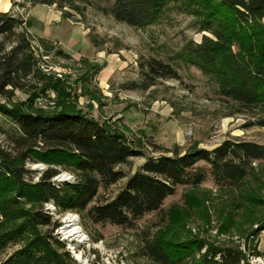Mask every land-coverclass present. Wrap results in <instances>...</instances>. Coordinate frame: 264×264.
<instances>
[{"label":"trees","instance_id":"trees-1","mask_svg":"<svg viewBox=\"0 0 264 264\" xmlns=\"http://www.w3.org/2000/svg\"><path fill=\"white\" fill-rule=\"evenodd\" d=\"M26 1L33 7L55 5L63 16L66 8H74L72 0ZM171 4L198 18L199 30L208 33L200 43H186L175 60L200 70L239 111L264 112V0H116L113 14L120 23L144 29L160 23ZM31 26L30 20L0 11V115L20 134L15 152L0 145V254L10 245L20 246L0 264H79L54 236L61 225L45 211L50 203L59 214L87 212L95 224L129 227L159 211L179 186L202 185L206 175L197 167L200 162L210 166L217 184L238 186L255 162L264 161V145L230 140L212 151L195 148L148 158L111 200L90 207L101 190L127 178L120 167L143 154L126 136L79 111L71 84L39 70L33 42L47 54L53 48L32 35ZM144 67L152 81L147 87L157 79L179 77L161 60L151 59ZM47 91L59 97L56 110L34 106ZM17 92L28 95L27 103L13 101ZM250 125L264 129V115ZM29 163L46 166L37 170V181L32 179L35 171L26 167ZM64 171L74 181L55 182ZM142 249L155 264L245 261L236 247L219 248L199 239L171 241L160 233L147 238Z\"/></svg>","mask_w":264,"mask_h":264},{"label":"rangeland","instance_id":"rangeland-1","mask_svg":"<svg viewBox=\"0 0 264 264\" xmlns=\"http://www.w3.org/2000/svg\"><path fill=\"white\" fill-rule=\"evenodd\" d=\"M3 1L0 10L8 7ZM10 2L14 15L32 19L29 32L51 44L47 60L66 72L61 80L71 84L77 109L126 136L143 154L121 166L127 178L101 190L90 207L111 200L148 158L184 154L195 148L212 151L227 140L264 145V129L250 125L264 115L262 110L239 111L200 70L175 60L186 43H200L208 35L199 30L198 18L180 11L177 5H170L160 23L136 29L115 19L116 0H72L77 9L66 8L67 17L55 5ZM50 11L59 12L61 19L49 22ZM151 59L171 65L178 71V79H157L147 87L152 81L144 66ZM27 100L28 95L21 92L13 99L17 103ZM58 101L55 92L47 91L34 106L53 111ZM19 137L17 127L0 115V145L15 152ZM26 167L35 171L34 181L39 178L38 171L46 169L43 164ZM197 167L206 175L202 185L179 186L159 211L144 215L129 227L95 224L87 212L72 213L87 238L77 249L82 259L72 250L76 243L61 232L68 213L59 214L50 203L45 211L61 225L54 236L65 243L79 264H155L143 256L142 248L147 238L158 233L171 241L199 239L219 248L236 247L245 255L241 264H264V161L255 162L251 174L238 186L217 184L204 162ZM74 179L64 171L54 181L61 184ZM19 248L10 245L0 254V262Z\"/></svg>","mask_w":264,"mask_h":264},{"label":"bare ground","instance_id":"bare-ground-1","mask_svg":"<svg viewBox=\"0 0 264 264\" xmlns=\"http://www.w3.org/2000/svg\"><path fill=\"white\" fill-rule=\"evenodd\" d=\"M64 223L65 226L61 232L65 238L76 243V245L72 247V250L74 251L76 257L80 259L81 253L77 252V249L80 244L87 243V238L79 225V219L76 215L68 214L64 220Z\"/></svg>","mask_w":264,"mask_h":264},{"label":"built area","instance_id":"built-area-1","mask_svg":"<svg viewBox=\"0 0 264 264\" xmlns=\"http://www.w3.org/2000/svg\"><path fill=\"white\" fill-rule=\"evenodd\" d=\"M36 43L37 42L34 41L33 45H36V48H34V51L39 58L38 65H37L39 70L47 75H52L55 78L64 79L66 72L60 67L49 65V62L47 60L48 54L44 53L42 50L43 48L40 47L38 43L37 44Z\"/></svg>","mask_w":264,"mask_h":264},{"label":"crops","instance_id":"crops-1","mask_svg":"<svg viewBox=\"0 0 264 264\" xmlns=\"http://www.w3.org/2000/svg\"><path fill=\"white\" fill-rule=\"evenodd\" d=\"M4 3H6L7 5H8V7L7 8H1L2 10H0L1 12H3V13H8V12H11L12 11V4H11V2H10V0H4L3 1ZM48 8H51V7H49L48 6ZM57 13H59V12H56V11H50L49 12V19H48V21L50 22L51 20H55V19H61V14L59 13V15L57 14ZM32 19H30V21H31ZM47 29V28H46Z\"/></svg>","mask_w":264,"mask_h":264}]
</instances>
